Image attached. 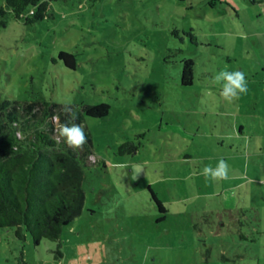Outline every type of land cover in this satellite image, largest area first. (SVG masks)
<instances>
[{"label": "rangeland", "instance_id": "obj_1", "mask_svg": "<svg viewBox=\"0 0 264 264\" xmlns=\"http://www.w3.org/2000/svg\"><path fill=\"white\" fill-rule=\"evenodd\" d=\"M228 1L59 0L34 24L6 14L0 100L110 109L84 118V205L62 256L3 228L0 264H264V0ZM224 68L247 79L231 102L210 83ZM124 142L135 152L119 153ZM220 158L229 178L206 181Z\"/></svg>", "mask_w": 264, "mask_h": 264}, {"label": "trees", "instance_id": "obj_2", "mask_svg": "<svg viewBox=\"0 0 264 264\" xmlns=\"http://www.w3.org/2000/svg\"><path fill=\"white\" fill-rule=\"evenodd\" d=\"M55 1L59 0H1L0 29L6 26L9 11L15 20L34 24L49 14L50 3ZM57 56L66 68H75L74 54L60 50ZM193 67L192 59L183 61L181 85L192 84ZM35 98L25 99L24 107L13 97L0 100V229H10L21 240L29 235L34 245L41 240L56 242L54 254L60 258L61 233L83 210L84 167L92 152L86 147L73 150L63 140L58 143L53 118L58 115V122L65 123L69 117L60 103ZM72 107L77 115L75 123L84 128L85 134L84 118L105 117L110 109L104 102ZM135 150L136 146L128 142L118 147L119 153ZM152 194L159 211L166 212Z\"/></svg>", "mask_w": 264, "mask_h": 264}, {"label": "clouds", "instance_id": "obj_3", "mask_svg": "<svg viewBox=\"0 0 264 264\" xmlns=\"http://www.w3.org/2000/svg\"><path fill=\"white\" fill-rule=\"evenodd\" d=\"M210 83L220 86V95L228 102L238 99L240 94H246L248 92L246 76L240 70L229 71L227 68L221 69L212 76ZM60 103L62 106L61 110L69 119L65 123H59L58 117L53 118L57 136L69 148L82 151L84 144L87 143V136L84 128L80 124L75 123L77 115L72 107V101L71 99H66ZM57 142L59 143L60 139ZM228 173L229 165L227 161L220 158L215 168L211 165H205L200 174L204 176L206 181H217L228 179Z\"/></svg>", "mask_w": 264, "mask_h": 264}, {"label": "crops", "instance_id": "obj_4", "mask_svg": "<svg viewBox=\"0 0 264 264\" xmlns=\"http://www.w3.org/2000/svg\"><path fill=\"white\" fill-rule=\"evenodd\" d=\"M224 1L226 2V1H228V0H224ZM228 2H229V1H228ZM240 127H241V125H240Z\"/></svg>", "mask_w": 264, "mask_h": 264}]
</instances>
